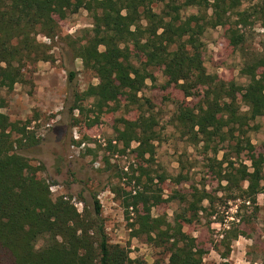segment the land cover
Returning <instances> with one entry per match:
<instances>
[{"label":"trees","instance_id":"obj_1","mask_svg":"<svg viewBox=\"0 0 264 264\" xmlns=\"http://www.w3.org/2000/svg\"><path fill=\"white\" fill-rule=\"evenodd\" d=\"M246 1L0 0V90L11 91L21 83L23 69L28 64L53 58L51 46L39 42L38 36L54 38L57 35L56 15L87 10L93 20L92 28L87 30L89 37L83 43L75 40L72 47L84 68L94 72L99 82L85 92L74 94L72 112L84 111V102L93 100V107L103 114L124 97L139 115L134 122L119 120L123 126L115 130L117 143H123L126 150L136 142L140 158L147 155L154 158L158 121L143 110L139 97L145 81L154 75L147 73L146 62H141L146 63L141 68L133 61L137 53H147L154 64L163 66L168 85L177 86L186 97H201L198 107L178 106L174 119L183 131L196 140L201 136L208 144L215 139L230 146L234 142L235 155L239 158L245 147H250V166L242 163L234 168V163L231 164L238 173L234 186L240 191L234 199L257 205V197L263 193L264 156H256L248 135L255 127L253 122L264 117V45L260 51L250 49L246 32L255 23L264 28V2L243 8ZM158 4L161 8L156 11ZM190 8H195L196 13L184 16V10ZM217 27L226 28L230 45L241 53L240 75L247 79L245 85L222 80L208 73L205 67L202 36ZM125 35L133 41L136 53H130L129 45L122 46L124 38L121 37ZM74 78L75 73H70V82ZM3 108L4 101L0 100V247L4 255L13 264L133 263L126 247L110 244L96 196L94 210L85 205L83 213L71 199L53 198L52 184L39 179L30 160L16 149L26 139L30 146L37 145L39 139L27 131V126L3 115ZM116 144L109 141L108 146L113 149ZM139 171L141 182L145 169L141 167ZM232 176L228 174L226 179L232 181ZM240 183H247V188ZM208 197V193L196 191L189 208L198 214ZM151 199L156 203L163 201L159 195L138 192L126 207L137 210L140 204L146 205ZM144 210L146 216H138L143 230L137 235L163 226L162 221L152 218L149 208ZM185 217L183 221H187ZM157 236L165 239L170 255L167 264L203 263V251L196 250L193 241L179 238L185 236L171 226Z\"/></svg>","mask_w":264,"mask_h":264},{"label":"rangeland","instance_id":"obj_2","mask_svg":"<svg viewBox=\"0 0 264 264\" xmlns=\"http://www.w3.org/2000/svg\"><path fill=\"white\" fill-rule=\"evenodd\" d=\"M261 2L264 0H248L243 8ZM160 8L161 4L155 7L156 11ZM193 13L196 9L190 8L183 15ZM55 19L57 35L54 38L38 36L39 42L51 46L53 58L28 64L23 69L21 83L11 91L0 90L3 115L27 126V131L39 139L34 146L26 139L16 149L30 160L39 179L52 184L53 198L65 196L83 213L85 205L94 210L96 196L110 244L126 247L131 264L156 261L167 264L170 255L165 239L157 235L169 230V226L185 236L179 238L193 241L192 246L203 251L202 264H264V169L263 193L258 195L257 205L234 199L240 191L234 186L238 173L231 164L234 163V168L242 163L250 166V147L246 146L239 158L235 155L234 142L230 146L215 139L208 144L201 136L196 140L183 131L174 119L178 106L198 107L201 97H186L177 86L168 85L163 66L154 64L147 53H137L134 63L141 68L147 63V73L154 75L145 81L139 97L143 110L158 121L159 138L155 142L154 158L150 155L140 158L136 142L125 150L123 143H117L115 130L122 128L121 119L134 122L139 111L129 106L124 97L103 114L93 107V100L84 102L82 112L71 110L74 94L85 92L99 82L94 72L84 68L72 47L75 40L87 41L90 33L87 30L93 23L91 15L83 9L72 15H56ZM225 29L211 28L202 36L205 67L208 73L222 80L245 85L247 79L240 75L241 53L230 45ZM246 33L247 46L262 50L264 28L261 24L255 23ZM121 38H124L122 46L129 45L130 53L135 51L127 35ZM72 72L75 78L70 82ZM253 125L248 135L252 149L256 156H264V117L256 119ZM109 141L117 143L116 148L110 149ZM141 167L145 172L139 182ZM228 174L233 175L232 181L226 179ZM240 184L244 189L248 186ZM196 191L210 195L198 214L189 208ZM138 192L159 195L163 201L156 203L151 199L146 205L140 204L138 211L133 207L127 209V204L133 202L132 196ZM145 208L163 226L137 235L143 230L138 216H146ZM185 215L187 221L182 219ZM0 264H13L1 247Z\"/></svg>","mask_w":264,"mask_h":264}]
</instances>
